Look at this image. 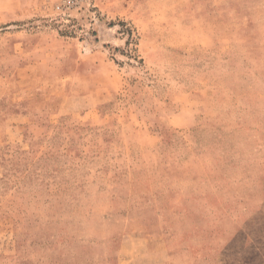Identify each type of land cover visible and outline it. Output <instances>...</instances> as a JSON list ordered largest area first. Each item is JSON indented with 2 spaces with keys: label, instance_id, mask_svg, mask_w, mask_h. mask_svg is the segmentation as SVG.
<instances>
[{
  "label": "rangeland",
  "instance_id": "374dc122",
  "mask_svg": "<svg viewBox=\"0 0 264 264\" xmlns=\"http://www.w3.org/2000/svg\"><path fill=\"white\" fill-rule=\"evenodd\" d=\"M63 1L0 26V264H264V0Z\"/></svg>",
  "mask_w": 264,
  "mask_h": 264
},
{
  "label": "crops",
  "instance_id": "0c3cea01",
  "mask_svg": "<svg viewBox=\"0 0 264 264\" xmlns=\"http://www.w3.org/2000/svg\"><path fill=\"white\" fill-rule=\"evenodd\" d=\"M44 1L45 0H0V26H6L5 29L14 27L15 23L20 22L28 14L33 12L38 7V3ZM48 39L51 43V37L49 35H45L44 33L28 35L24 33L21 43L19 44V50L16 52V56H18V63L8 77L14 79L15 81L26 82L30 79V76L34 74L32 67H39L42 64H44V66L47 65L45 64V60L48 55L51 56L50 64L52 71L51 74L50 72H45L43 76H47L49 74L53 76L57 75V70L60 68V58L58 57L59 54L56 49H53L52 51L49 49L50 45L48 44ZM52 41L58 45L60 44V42L57 41V37H54V40ZM25 96L26 95L20 97L18 103L21 101L26 102ZM75 96V98L81 97L77 94ZM44 112L55 114V112L51 111V113L48 109H44Z\"/></svg>",
  "mask_w": 264,
  "mask_h": 264
},
{
  "label": "built area",
  "instance_id": "2783aa9c",
  "mask_svg": "<svg viewBox=\"0 0 264 264\" xmlns=\"http://www.w3.org/2000/svg\"><path fill=\"white\" fill-rule=\"evenodd\" d=\"M64 7H70L71 6V1L70 0H64L63 1Z\"/></svg>",
  "mask_w": 264,
  "mask_h": 264
}]
</instances>
